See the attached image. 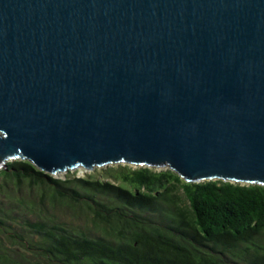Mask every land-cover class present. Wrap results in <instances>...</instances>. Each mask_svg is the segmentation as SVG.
<instances>
[{
  "label": "water",
  "instance_id": "1",
  "mask_svg": "<svg viewBox=\"0 0 264 264\" xmlns=\"http://www.w3.org/2000/svg\"><path fill=\"white\" fill-rule=\"evenodd\" d=\"M16 160L264 186V0H0V170Z\"/></svg>",
  "mask_w": 264,
  "mask_h": 264
},
{
  "label": "trees",
  "instance_id": "2",
  "mask_svg": "<svg viewBox=\"0 0 264 264\" xmlns=\"http://www.w3.org/2000/svg\"><path fill=\"white\" fill-rule=\"evenodd\" d=\"M0 264H264V186L129 166L62 180L16 160L0 170Z\"/></svg>",
  "mask_w": 264,
  "mask_h": 264
},
{
  "label": "rangeland",
  "instance_id": "3",
  "mask_svg": "<svg viewBox=\"0 0 264 264\" xmlns=\"http://www.w3.org/2000/svg\"><path fill=\"white\" fill-rule=\"evenodd\" d=\"M119 166L123 167L124 165H116V166L113 165V166H107L105 168H100V169L96 168V169H94L92 171H88V172H84L82 170H76L74 172L71 171V172L65 173L63 175H57V176H51V177L54 178V179H62V180H64L65 176H69L70 174H72V176L75 177V178H86V177H94L95 178L96 177L97 179H100L101 176H105V171L106 170H109V169L110 170H114V169L118 168ZM132 169H134V168H132ZM60 217L61 218L64 217L65 219H72L69 216H67L66 214H61ZM75 222L78 223L77 220H75Z\"/></svg>",
  "mask_w": 264,
  "mask_h": 264
}]
</instances>
